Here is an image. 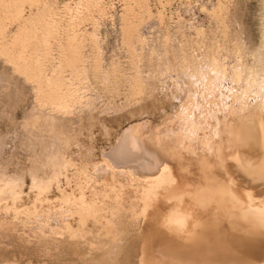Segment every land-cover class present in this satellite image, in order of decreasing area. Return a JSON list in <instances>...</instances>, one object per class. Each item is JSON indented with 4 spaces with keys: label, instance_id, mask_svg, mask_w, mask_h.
Listing matches in <instances>:
<instances>
[{
    "label": "bare ground",
    "instance_id": "1",
    "mask_svg": "<svg viewBox=\"0 0 264 264\" xmlns=\"http://www.w3.org/2000/svg\"><path fill=\"white\" fill-rule=\"evenodd\" d=\"M82 5L78 0L75 7L66 6L65 30L53 36L49 51L56 58L57 50L60 61L48 74L46 68L33 70L41 54L35 38L41 25L57 26L47 14L55 13L54 0H0V10L13 11L18 26L11 36L0 32V53L29 75L39 91L38 105L52 113L71 112L79 100L78 87L60 66V47L77 36L75 19ZM98 6L102 11L103 4ZM261 69L264 75V64ZM80 71L75 67L76 74ZM210 75L201 79L203 87L182 94L175 113L125 127L92 169L70 158L54 170L49 167L50 176L31 183L39 186L34 199L24 190L25 181L1 178L0 238L8 236L3 242L9 246L15 240L23 250L16 263L61 264L77 256L86 264H119L131 239L137 249L134 264H264V97L251 101L246 90L233 89L230 97L238 104L226 105ZM129 185L139 190L135 203L107 202L113 196L119 200ZM9 192L12 197L6 199ZM25 197L33 199L31 206L23 203ZM83 248L87 252L80 254Z\"/></svg>",
    "mask_w": 264,
    "mask_h": 264
},
{
    "label": "rangeland",
    "instance_id": "2",
    "mask_svg": "<svg viewBox=\"0 0 264 264\" xmlns=\"http://www.w3.org/2000/svg\"><path fill=\"white\" fill-rule=\"evenodd\" d=\"M77 1L54 0L55 13L47 14L57 26L39 27L41 32L36 34L35 42L42 55L33 65L38 68H33L35 72L46 68L44 72L50 74V70L57 69L59 52L53 51L57 59L49 52L52 38L65 30L62 17L68 15L66 6L75 7ZM81 1L85 5L78 21L75 19L77 36L66 39L60 47V56L67 58L66 62L60 57V66L80 94V104L76 102L71 112L52 113L51 108L40 107L35 82L0 53V181H25L24 190L31 192L33 199L39 193V186L31 184L33 179L50 176L65 158L87 162L92 169L104 161L103 152L111 150L125 127L146 118L158 122L166 114L175 113L183 93H193L197 85H205L203 76H213L210 75L216 89L223 91L221 97L226 105L238 104L230 97L233 89L246 90L251 101L264 97V0ZM99 2L103 4L102 11L98 9ZM47 6L51 9L50 4ZM17 28L13 11L1 9L0 32L5 30L11 36ZM75 67L81 69L80 74L74 72ZM208 105L210 110L215 109L214 103ZM74 169L70 173L74 174L73 180H78ZM6 195V199L12 197L10 192ZM138 195L139 190L129 185L119 200L113 196V201L107 202L117 207L121 202L130 205ZM30 197L23 199L25 205L33 204ZM0 215L3 219L5 213L0 211ZM136 228L135 224L133 229ZM7 237L0 238V264H31L16 263V254L23 250L14 245L15 240L9 246L3 242L9 241ZM127 241L128 252L123 244L126 254L122 253L121 259L124 251H119V264L137 262L136 242ZM85 252V248L80 250V254ZM127 253L136 257H127V261ZM71 260L61 264H86L77 256Z\"/></svg>",
    "mask_w": 264,
    "mask_h": 264
}]
</instances>
